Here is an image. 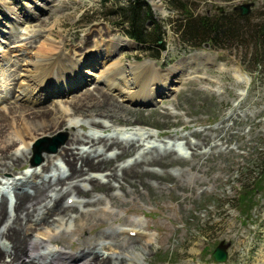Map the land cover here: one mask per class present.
<instances>
[{
  "label": "rangeland",
  "instance_id": "374dc122",
  "mask_svg": "<svg viewBox=\"0 0 264 264\" xmlns=\"http://www.w3.org/2000/svg\"><path fill=\"white\" fill-rule=\"evenodd\" d=\"M35 1L0 0V11L5 10V4H8L29 8L36 15L26 22H16L12 15L2 18L0 94L6 93L8 98L0 103V110L15 101L13 95L20 93L14 73L16 75L20 68L26 67L23 66L24 59L30 60L34 54L40 53L56 54L61 50L67 59L72 58L76 62L90 51L91 59L81 67L83 78L67 95L63 91L50 93L42 103L23 104L18 101V105L24 107L30 117L35 109L47 112L63 105L67 112L71 97L99 87L110 101L122 103L129 107L130 112L129 116L118 120L113 118L115 122L106 121L108 128L99 130V135L109 137L116 132L139 129L152 132L154 136L152 139L148 137L149 142L160 145L161 150L166 148L164 144L169 149L173 144L183 149L174 155L181 160L169 167L159 179L147 178L146 183L137 182L134 188L131 179H123L118 171L108 185L80 197L92 200L90 203L80 208L68 205L72 209L67 212L78 217L79 221L60 220L55 216L54 226L60 223V227L36 229L34 234L39 239L57 237L55 242L47 240L51 247L71 252H79L82 247H89V250L102 245L111 247L116 243L123 247L129 244H138L141 248L146 246L144 256L132 252L127 254L129 256L121 255L118 249L111 258L112 263L120 255L125 256L128 263L137 261L139 256L142 264H264V166H259L264 162V61L254 62L251 56L255 54V47L252 45L247 50V44L242 42L225 47L184 44L181 34L177 33L181 17L179 0H147L165 31L166 49L160 59H155L152 55L156 50L147 49L144 44L130 38L124 29L114 24L113 17H108L107 9L101 5L105 0H50L46 9L33 8ZM107 1L110 6L116 0ZM183 1L196 17L204 14L212 17L219 12L230 14L235 6L251 4L247 15L256 21L264 19V0ZM23 26H27L26 29ZM46 33H52L53 46L45 40ZM115 43L124 46L118 51L122 60L124 77L120 82L123 86L133 88L135 85L136 80L132 78L133 71L129 67H144L151 63L154 68L164 71L172 66L180 68L177 79L174 78V87L167 89L169 92L162 91L164 94L161 93L163 95L157 102L131 103L116 94L114 97L101 77L97 78L99 71L96 66L107 61L108 49ZM46 46L53 50L48 51ZM97 48L100 53L95 52ZM198 53L211 55L215 63L197 62V58L192 57ZM262 56L264 60V54ZM236 70L242 72L241 78ZM3 89L5 91L1 92ZM166 111L172 115L165 116ZM70 119L77 123L74 131L77 134H89L95 130L77 112ZM4 125L6 132L10 133L18 129L20 122L18 118H5ZM69 127L64 119L59 130H51L42 138L29 140L27 148L17 146L19 153H25L22 163L7 174L2 172L0 164V181L30 174L25 172L41 173L46 156L56 155L62 146L67 145L71 136ZM215 128L219 133L207 137V144L219 140L223 145L217 148L207 145L199 149L203 155L192 154L186 141L176 138L185 136L186 140L194 142L193 132ZM53 146L58 148L50 153L48 148ZM86 146L82 150L92 151L93 147ZM74 147L75 144L70 145L76 151ZM116 152V149H111L108 155ZM134 158L129 156L115 163L126 164ZM153 168L164 172L163 168ZM64 169L67 170L66 167ZM71 178L68 182L79 180ZM117 182L123 186L118 188ZM104 188L109 196L114 193L117 197L110 201L101 193ZM4 191L10 199L11 192L7 193L6 185L0 184L1 200L7 198ZM67 196L62 197L63 202ZM72 200L69 198L68 203L72 204ZM20 223L24 227L29 226L27 219ZM33 236L30 232L27 243ZM222 242L227 246L229 256L227 261L217 262L212 254Z\"/></svg>",
  "mask_w": 264,
  "mask_h": 264
},
{
  "label": "bare ground",
  "instance_id": "6f19581e",
  "mask_svg": "<svg viewBox=\"0 0 264 264\" xmlns=\"http://www.w3.org/2000/svg\"><path fill=\"white\" fill-rule=\"evenodd\" d=\"M49 1L36 0L33 8L46 9ZM5 7V10L0 11V32L3 31L4 16L9 17L12 15L16 22H26L35 15L29 8L24 9V7L9 6L8 4H5ZM24 10L25 15H23ZM23 27L26 29L27 26ZM51 34L46 33L45 40L48 45L53 46L50 38ZM50 46H46L45 49L51 52L53 48ZM119 47V43L111 45L108 49L109 57L106 59L107 61L101 63L100 66H96L99 71L97 78L101 77L100 79L113 96L116 94L131 103L157 102L158 98H161L164 93L169 92L174 87L175 80L181 71L180 68L172 66L164 71L160 68H154L151 63L145 64L144 67L143 65L136 68L129 67L133 71L132 78L136 80L135 85L133 88L123 86L120 82L123 70L121 67L122 60L118 53ZM122 47L124 48V46ZM99 50L97 48L95 52L100 53ZM90 55L92 54L88 51L84 53L83 57L74 62L72 58L67 59L65 53L61 50L51 55L46 53L34 54L32 59H24L25 65L23 66H26L25 68H20L16 75L14 73V76H16L14 81L16 87L20 89V93L13 95L15 101L5 105L3 110H0V164L3 168L2 172L6 174L13 172L17 164L22 163V157L25 153L24 151L19 153L17 146L24 145V148H27L30 145L29 140L34 141L46 136L51 130H59L64 123V119L70 126L71 136L67 145L62 146L56 155L46 156L41 173L25 172V174H30L13 178V181L9 180L11 178H7L5 182L0 181L2 186L6 185V188L9 189L7 193L11 192L10 194H12L9 199L6 191H4L5 197L8 199H0V264H142L139 262L142 261L139 256L136 259L138 262L133 261L132 263L126 262L125 256L117 255L116 259L118 260L113 263L111 258L115 256L118 249L121 255L132 252L144 256L146 246L141 248L138 244H129L128 247H123L116 243L111 247L102 245L98 249L96 247L90 250L89 247H82L79 252H71L56 248L57 246L51 247V243L47 240L55 242L57 237L39 239V236L34 234L37 232L36 229L41 230L50 226L53 229L60 227V223L58 226H54L55 216H58L60 220L67 218L70 221H77L78 217H73L67 212L72 209L70 207L77 206L80 208L85 206L86 203H90L92 200L86 201L80 197L87 196L83 194L108 185L110 180L115 177L116 172L119 171L123 179L124 177L131 179L132 186L136 188L137 182L143 185L147 182V178L159 179V176L165 175L169 167L181 160L179 156L174 157V155L180 153L179 149L183 148L178 149L173 144L169 149L167 144H164L166 148L161 150L160 145L149 142L151 140L148 137L151 136L152 139L154 136L150 131L136 129L116 132L117 134L109 137L99 135V130L108 128L105 125L106 121L115 122L113 118L118 120L120 117L123 118L130 114L129 107L115 100L110 101V98L108 99L99 87L91 91L88 90L78 97H71L67 112H65L66 109L64 110L65 106L63 105L60 109L47 112L35 109L31 112L32 117H30L26 114L27 110L18 105V101L23 104L29 102L42 103L50 93L55 94L63 91L67 95L76 87L73 85L80 83L79 81L83 78L81 67L87 59H91ZM192 58H197V62L204 61L206 64L214 62L213 57L206 53H198ZM22 63L20 62V64ZM216 65L218 66V64ZM237 70V75L241 78L243 74L240 70ZM4 91L3 89L1 92ZM161 93L163 94L161 95ZM116 95L114 97H117ZM7 98L6 93L3 96L0 94V103ZM75 112L83 115L89 121L90 128L95 130L89 134L74 132L77 123L73 122L70 116ZM15 115L20 117H15ZM171 115L170 112H165V116L170 117ZM13 117L19 119L20 125L18 129L15 128L7 133L5 130L6 125H4L5 118ZM80 127L83 128V125L80 124ZM217 129L193 132L192 135L196 138L194 142L186 140L185 136H176V138L184 139L187 148L192 150V154L203 155L204 153L200 152L199 149L205 148L207 145H211V148L223 145L219 140L214 141L213 144L212 142L207 144V137L218 134ZM222 129L223 126L220 130ZM120 134H123V137ZM143 141L145 143L141 145ZM74 144L76 151L70 148V145ZM86 145H89L90 149L93 147L92 151L82 150L83 147H88ZM143 146L145 149H143ZM13 148H15L14 151ZM111 149H116L117 152L114 155H108ZM129 156H135V158L126 164L115 163ZM55 160L61 162L55 163ZM65 167L67 170L64 169ZM153 167L163 168L164 172L161 173ZM86 168L87 170L84 171ZM44 173L50 174L44 175ZM70 178L79 180L68 182ZM122 186L123 184L119 182L118 188ZM101 193L108 197L110 201L117 197L114 193L109 196L105 188ZM64 195L68 196L65 198L66 201L63 202L62 197ZM69 198H73L72 204L68 203ZM22 219L29 221L28 227L22 226L20 223ZM30 232L34 235V238L30 237L27 243ZM34 252L36 253L33 254Z\"/></svg>",
  "mask_w": 264,
  "mask_h": 264
},
{
  "label": "trees",
  "instance_id": "16d2710c",
  "mask_svg": "<svg viewBox=\"0 0 264 264\" xmlns=\"http://www.w3.org/2000/svg\"><path fill=\"white\" fill-rule=\"evenodd\" d=\"M107 3L108 1L105 0L101 5L102 8L107 9L108 17L111 16L115 19L114 24L124 29L130 38L144 44L147 49L156 50L157 52L152 56L155 59H160L162 51L166 49L165 31L147 0H128L126 2L116 0L110 6ZM178 4L181 9V17L177 33L181 34L184 44L188 43L190 46L209 44L225 47L229 44L242 42L247 44L245 46L247 50L252 45L255 47V54L251 56L254 58H252L254 62L256 60L264 61L262 59L264 54V19L256 21L235 9L230 14L219 12L212 17L207 14L196 17L183 0H179ZM259 166L263 168L264 162Z\"/></svg>",
  "mask_w": 264,
  "mask_h": 264
},
{
  "label": "water",
  "instance_id": "95a60500",
  "mask_svg": "<svg viewBox=\"0 0 264 264\" xmlns=\"http://www.w3.org/2000/svg\"><path fill=\"white\" fill-rule=\"evenodd\" d=\"M234 9L240 11V13L242 15H247V14H249V12L251 10V4L238 5V6H235ZM205 46H208V44H205ZM57 148H58V146H56V147L53 146V147L48 148V151L50 153H54V152H56ZM228 256H229V253L227 250V246L223 242L214 250V252L212 254V258L217 262L227 261Z\"/></svg>",
  "mask_w": 264,
  "mask_h": 264
}]
</instances>
